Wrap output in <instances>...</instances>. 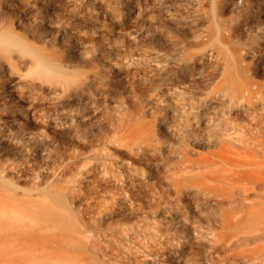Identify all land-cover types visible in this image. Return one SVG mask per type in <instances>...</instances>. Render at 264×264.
Segmentation results:
<instances>
[{"label":"bare ground","instance_id":"bare-ground-1","mask_svg":"<svg viewBox=\"0 0 264 264\" xmlns=\"http://www.w3.org/2000/svg\"><path fill=\"white\" fill-rule=\"evenodd\" d=\"M105 1L111 14L119 17V31L130 20L133 26L145 28L144 33L150 34L148 43L153 47H186L188 42L178 35L185 29L208 47L202 54L183 52L177 60L165 58L157 49L150 52L154 60L165 63L167 72L162 83L153 78L150 87L156 90L161 84L162 92L170 100L176 98L180 109L170 111L161 124L167 138L178 137L180 159L173 162L166 155V161L161 160L162 166L155 169L162 172L158 179L164 178L173 192L165 199L151 194L152 185L140 177L135 167L107 171L103 164L101 170L92 173L81 166L79 158L85 157L86 148L105 137L102 132L88 137L92 127L84 129L83 135L78 116L90 122L91 111L103 109L102 96H108L109 90L92 69L104 66L110 58L101 40L115 27L109 28L98 13L76 0H0V109L12 112V120L17 114L23 118V130L29 129L32 121L39 123L41 130L60 121V125L71 127L76 138L85 141L80 149L75 144L72 150L57 148L55 172L48 182L37 172L30 188L20 191L19 172L10 178L1 172L0 196L6 205L0 204V217H10L7 204L12 201L33 211L34 216L30 223L33 232H25L16 241L21 251L0 260V264H106L110 259L107 253L96 255L88 249L91 235L114 246L121 240L116 238L114 242L110 233L121 231L122 240L131 242L136 238L131 234L134 228L120 224L128 221L139 207L149 203L157 211L165 204L178 212L180 202L190 194L195 207L208 215L213 213L221 225L230 226L231 232L221 233L214 246L219 254L221 250L228 251L221 255L220 262L241 260L250 264L259 259L264 264V79L260 77L264 76V47L260 42L264 26L262 33L259 27L251 33L259 25L252 17L264 18V0ZM67 5L74 8L68 10ZM263 23L262 20L260 25ZM242 29L251 33L249 44L241 42ZM97 46L100 51L95 60L89 58L91 49ZM250 50L260 53L246 63L244 55ZM204 57L211 61L206 62ZM16 75L25 76V83L15 79ZM199 77L207 81L209 88L200 98L183 87L196 86L187 79ZM201 122L209 124V133L200 138V143L213 145L214 149L192 162L187 154L189 132ZM2 132L0 124V137ZM144 137L129 148L134 155L147 158L156 154L157 147L148 135ZM113 138L124 139L116 134ZM125 143L128 146L129 141ZM42 146V152L53 156ZM149 172L153 179L152 170ZM67 175L71 177H64ZM63 179L66 182L60 183ZM116 181L120 187L114 186ZM190 185L197 190L190 192ZM200 193L207 196L204 201L199 200ZM208 197H212L211 201ZM124 198L130 202L125 203ZM236 224L239 229H231ZM9 241L7 236H0V242ZM237 245L244 248L237 250ZM144 249L148 250L145 246ZM160 249L154 255H164L158 253ZM167 253L175 255L179 249L170 245ZM117 257L120 261L110 264H132Z\"/></svg>","mask_w":264,"mask_h":264},{"label":"rangeland","instance_id":"rangeland-1","mask_svg":"<svg viewBox=\"0 0 264 264\" xmlns=\"http://www.w3.org/2000/svg\"><path fill=\"white\" fill-rule=\"evenodd\" d=\"M237 1L238 3L243 2V0ZM76 3L82 4L84 8L92 10L94 13H98L101 22L105 23L109 28L115 27V30L111 29L106 32L105 38L101 40V46L104 52L110 54V58L107 59L104 66L92 69L97 72L105 83L104 86L109 90L106 93L108 96H102L103 109L91 111L93 116L90 122L92 124L87 122L86 118L78 116L81 124L79 130L83 135H85L84 129L92 127L88 137H97L100 132L105 134V137L94 142V147L86 148L88 150L85 157L79 158L81 166H86L92 173H97L98 169L101 170L104 167L103 164H105L107 171L118 168L127 171L129 167H135L140 172V177L152 185L153 190L150 193L161 195L165 199L172 194L173 189L169 187V183L164 178L158 179L162 172L155 169L158 166H162L161 160L166 161V155H169L170 160L173 162L179 161L180 154L177 150L180 141L177 136H175V140L167 138L164 135L165 131L161 124L170 111L173 109L180 111V109L177 106L178 101L176 98L170 100L168 95L162 92L161 84L156 90L150 87L153 78H157L159 83H162L165 79L164 76L167 74L165 63L154 60L150 52L157 49L160 50L159 54L165 58L173 57L174 60H177L183 52L190 51L202 54L203 52L205 53L208 47H205L204 43H199L200 37H195L191 30L185 29L180 31L178 35L181 37L180 40L183 39L188 42L186 47L172 48L166 44L162 46L163 48L160 46L161 50L148 43L150 34L146 33V35L144 33L145 28L141 29L133 26L134 23L129 19L122 29L123 32L121 29L119 31V17L111 14L112 10L109 9L105 0H76ZM67 8L71 10L74 6L67 5ZM252 18L259 25L256 27V24L252 28L251 33H255V29L258 27L260 28L259 33H262L263 28L261 27L264 26V23L262 25L260 23L262 20L264 21V18H257L256 16ZM242 30H240L239 36L241 42L249 44L252 42L251 33L245 32V29ZM260 42L261 47H264V35ZM89 46L91 45L89 44ZM99 51L100 47L98 46L95 49H91L90 54L92 55L88 57L95 60L94 56H97ZM163 52L166 54L163 55ZM257 52L260 53V51L253 52L250 50L248 54L244 55L245 62L253 61L259 54ZM84 56L86 57V55ZM204 60L208 63L211 61L206 57H204ZM260 77L264 79V76ZM14 78H20L23 84L27 79L25 76L21 77L18 75L14 76ZM187 80L188 83H195L196 86L191 87L189 84H184L183 87L190 89L199 98L204 97L209 90L207 81L203 77ZM262 82L264 84V80ZM177 90L179 91V89ZM9 116H13V113H5L0 109V124L3 125V132L0 137V174L3 172L2 174L5 177L10 178L19 172V190L30 188L37 172H40L42 176L44 175L47 182L53 177L55 172L53 160L59 154L57 148L61 149V151L64 149L72 150L75 144V147L80 149L85 144L83 139L75 137V132L71 130V127L64 126L63 123L60 125V121L49 123L45 130H41L42 127L39 123L32 121L30 122V128L23 130L20 122L24 119L18 117V114L14 116L15 120H12L13 117ZM101 124L103 125L100 127ZM207 124L203 122L198 125L194 124V129L189 132V151L187 154L192 162H195L200 154L208 153L214 149L213 145L200 143V138L209 133V124ZM115 134L119 135L120 138L124 137L123 141H115L113 138ZM144 135H148L152 141L151 143L157 147L156 154L147 158L134 155L129 148L134 145L133 143H140L145 138ZM126 141H129L128 146L125 143ZM42 144L47 147V150L54 153L53 156H48L45 150L43 151L44 153L41 151ZM78 144L81 145L77 146ZM105 149H107L106 154ZM135 158L140 159L134 161ZM150 170H152L153 179H150ZM64 177L68 178L71 176L67 175ZM184 181L188 182L189 179L185 178ZM65 182V179L60 181V183ZM114 186L116 188L120 187V183L116 181ZM193 190L197 189L190 185L189 191L192 192ZM191 195L180 202L181 207L178 212L184 215L183 217L177 211L169 210L165 204H162L156 211L149 206V203H146L143 207H139L128 221L120 224L123 227L134 228V232H131V234L136 237L135 239L131 240V242L122 240L121 231L115 234L110 233L112 236H109V238L114 242H116V238L121 240L111 246L106 239L91 235L87 240L88 249L96 255L100 252V254L107 253L110 259L106 261V264L113 263L114 260L119 262L120 260H118V257L116 259V255L132 264H244L241 260L237 262L232 260L220 262L221 255L228 251L221 250V254H219L215 251L214 246L217 244V239L221 233L225 232L228 234L231 232L228 228L230 226L221 225L213 213L208 215L206 211L195 207L191 203L193 200ZM213 197L215 198V196ZM206 198L205 194L200 193L199 200L204 201ZM208 199L211 201L212 197H208ZM123 200H125V203L130 202L126 198ZM5 202L6 200H3V197L0 196V204ZM7 208L10 210V217L7 219L0 217V236H7L10 241L7 244L0 242V260L10 258L11 254H18L21 251L19 243L16 242L18 237L23 236L25 232H33V226L30 225L34 216L33 211L31 212L27 207L15 201L7 204ZM12 210L13 212H11ZM83 212H85V209ZM239 227L236 224L231 226V229L236 230ZM116 228L119 229V227ZM137 231H140L141 234L138 235ZM170 245L179 249V253L175 255L167 253ZM144 246L148 250L152 249V251L148 252V250L144 249ZM245 247H250V245ZM141 248L145 251H142L143 249L141 250ZM158 248H161L158 253L162 254L164 252V255H154ZM242 248L244 247L241 245L236 247L237 250ZM146 253L150 254L145 256ZM167 254H169V257ZM255 263L260 264V260L254 259L250 264Z\"/></svg>","mask_w":264,"mask_h":264}]
</instances>
